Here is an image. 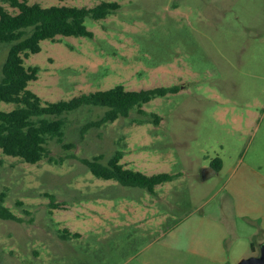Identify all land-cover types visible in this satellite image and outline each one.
<instances>
[{
  "label": "rangeland",
  "instance_id": "374dc122",
  "mask_svg": "<svg viewBox=\"0 0 264 264\" xmlns=\"http://www.w3.org/2000/svg\"><path fill=\"white\" fill-rule=\"evenodd\" d=\"M28 2L119 6L85 19L90 37L44 40L24 60L38 68L28 89L43 103L117 85L177 92L144 104L145 116L134 110L85 130L105 108L67 113L64 142L73 148L49 142L56 164H28L0 150V195L17 218H0V264H221L186 247L181 222L220 200L235 166L264 175V0ZM9 47L0 43V79ZM119 149L126 168L173 180L150 193L97 178L80 161L101 155L106 164ZM218 164L221 172L212 173ZM251 238L260 252L264 231ZM224 264H233L231 256Z\"/></svg>",
  "mask_w": 264,
  "mask_h": 264
},
{
  "label": "trees",
  "instance_id": "16d2710c",
  "mask_svg": "<svg viewBox=\"0 0 264 264\" xmlns=\"http://www.w3.org/2000/svg\"><path fill=\"white\" fill-rule=\"evenodd\" d=\"M16 9L11 13L3 6ZM119 8L114 2H101L91 8L74 5H54L44 7L39 3L29 4L28 0H0V43L9 44V53L2 66L0 79V105L13 104L9 111L0 108V150L8 157L20 159L28 164L41 161L57 163L50 156L49 142L55 141L63 149L70 150L72 144L64 142V116L83 106L105 108V113L97 122L84 126L100 127L119 118H127L136 110L145 116L142 107L151 99L177 92L176 88L159 87L145 90H126L117 85L105 91L82 94L70 100L54 103L43 101L28 89L29 82L38 77L37 67H26L24 60L30 55L40 52V43L44 40L59 41V37H90L91 33L84 24L86 18L99 20ZM154 119L157 120L155 117ZM123 150H116L102 164L103 156L92 160L80 161L89 168L97 178L113 180L122 186L138 187L155 193L158 185L172 181L168 173L146 175L128 169L121 163ZM220 170L221 165L214 167ZM5 196L0 195V218L17 220L13 213L3 205ZM54 200V199H53ZM58 203H51L54 208ZM65 233H68L64 230ZM62 237V236H60ZM253 247V245H251Z\"/></svg>",
  "mask_w": 264,
  "mask_h": 264
},
{
  "label": "crops",
  "instance_id": "0c3cea01",
  "mask_svg": "<svg viewBox=\"0 0 264 264\" xmlns=\"http://www.w3.org/2000/svg\"><path fill=\"white\" fill-rule=\"evenodd\" d=\"M221 169L210 171L219 173ZM232 177L236 178L231 181ZM218 191L220 200L204 213H192L184 218L181 225L185 226L182 229L185 234L181 235L180 240L191 252L221 264L226 263L230 256L233 264L243 258L258 256L251 237L260 229L264 231V175L250 168L235 166ZM243 217L255 224L245 222ZM262 242L264 240L259 245Z\"/></svg>",
  "mask_w": 264,
  "mask_h": 264
},
{
  "label": "water",
  "instance_id": "95a60500",
  "mask_svg": "<svg viewBox=\"0 0 264 264\" xmlns=\"http://www.w3.org/2000/svg\"><path fill=\"white\" fill-rule=\"evenodd\" d=\"M237 264H264V243L260 246V252L258 256L243 258Z\"/></svg>",
  "mask_w": 264,
  "mask_h": 264
}]
</instances>
